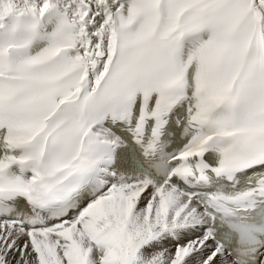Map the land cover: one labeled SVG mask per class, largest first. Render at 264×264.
<instances>
[{
	"label": "snow or ice",
	"instance_id": "6c2138e0",
	"mask_svg": "<svg viewBox=\"0 0 264 264\" xmlns=\"http://www.w3.org/2000/svg\"><path fill=\"white\" fill-rule=\"evenodd\" d=\"M0 264H264V0H0Z\"/></svg>",
	"mask_w": 264,
	"mask_h": 264
}]
</instances>
